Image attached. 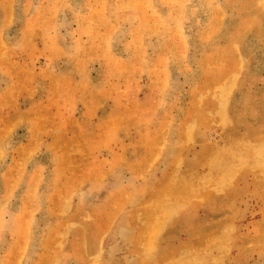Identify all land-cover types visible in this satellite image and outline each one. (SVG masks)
Here are the masks:
<instances>
[{
	"label": "rangeland",
	"instance_id": "obj_1",
	"mask_svg": "<svg viewBox=\"0 0 264 264\" xmlns=\"http://www.w3.org/2000/svg\"><path fill=\"white\" fill-rule=\"evenodd\" d=\"M0 264H264V0H0Z\"/></svg>",
	"mask_w": 264,
	"mask_h": 264
},
{
	"label": "bare ground",
	"instance_id": "obj_2",
	"mask_svg": "<svg viewBox=\"0 0 264 264\" xmlns=\"http://www.w3.org/2000/svg\"><path fill=\"white\" fill-rule=\"evenodd\" d=\"M234 167L236 168V166H234ZM239 167H240V166H239ZM237 168H238V167H237ZM262 168H263V167H262ZM238 171H239V170H238ZM256 172H257V171H256ZM234 173H235V172H234ZM224 174H226V173L224 172ZM229 174H230V173H229ZM226 176H227V174H226ZM224 177H225V175H224ZM224 177H223V178H224ZM225 179H226V178H225ZM227 179H228V178H227ZM229 180H230V179H229ZM221 181H222V180H220V182H221ZM227 181H228V180H227ZM227 181H226V182H227ZM222 182H223V181H222ZM223 237H224V236H223ZM225 240H226V239H225ZM218 241H219V240H218ZM220 241H222V240H220ZM216 243H217V242H216ZM220 244H221V243H220ZM224 244H225V243H224ZM224 244L222 243L221 245L224 246ZM147 245H149V242L146 244V247H147ZM214 246H215V244H214ZM216 246H217V245H216ZM223 246H222L221 248L224 249V247H226V246H224V247H223ZM214 248H215V247H214ZM217 248H218V247H217ZM221 248H219V250H220ZM215 249H216V248H215ZM224 250H225V249H224ZM221 251H223V250H220V252H221Z\"/></svg>",
	"mask_w": 264,
	"mask_h": 264
}]
</instances>
